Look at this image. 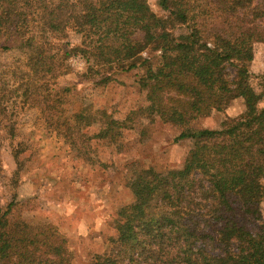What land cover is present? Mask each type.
<instances>
[{
  "label": "trees",
  "instance_id": "obj_1",
  "mask_svg": "<svg viewBox=\"0 0 264 264\" xmlns=\"http://www.w3.org/2000/svg\"><path fill=\"white\" fill-rule=\"evenodd\" d=\"M155 2L161 13L148 0H0V54L9 58L0 66V140H9L14 162L0 205V264H74L56 224L23 216L17 188L29 156L17 139V109L33 111L30 124L86 160L79 142L86 151L83 141L96 140L129 152L131 116L145 110L182 127L175 140H191L180 166L131 165L133 199L112 218L109 251L89 264H264V72L255 82L250 73L255 44L264 46V0ZM72 55L84 60L78 77L93 87L136 74L148 105L122 119L75 95L63 82ZM235 103L241 110L230 115ZM213 113L224 116L220 128L183 129L190 117Z\"/></svg>",
  "mask_w": 264,
  "mask_h": 264
},
{
  "label": "rangeland",
  "instance_id": "obj_2",
  "mask_svg": "<svg viewBox=\"0 0 264 264\" xmlns=\"http://www.w3.org/2000/svg\"><path fill=\"white\" fill-rule=\"evenodd\" d=\"M148 1L154 11L161 13L155 0ZM70 40L74 43L78 36L71 33ZM158 54L150 55L154 63ZM79 57L72 55L68 58L72 74L63 80L64 84L75 85V95H86L95 107L106 108L114 117L122 119L130 110L143 109L148 105L144 91L136 85V74H116L115 80L108 85L93 87L78 77L86 67L83 59L84 64L78 63ZM8 60L0 54V66ZM229 71L232 72L231 67ZM262 72L264 46L256 43L254 60L250 65L254 82V77ZM0 104L4 105L3 99H0ZM241 107L235 103L229 110L230 115L239 113ZM17 111V139L26 141V156H29L27 168L21 173L22 181L17 188L18 198L25 199L23 216L30 222L56 224L69 238L74 264H89L94 253L104 254L109 251L108 238L114 235L112 218L117 217L121 207L133 199L125 186L131 165L154 166L158 169L177 167L182 164L191 146L189 139L174 138L182 127L162 123L145 110L131 116V130L127 131L124 139L128 141L127 146L130 145L129 152H118L117 148L112 150L105 143L97 144L96 140L83 141L89 149L86 151L83 150L84 144L79 142L82 152L90 156L86 160V156H80L63 138L47 135L40 128L41 123L30 124L27 119L35 116L31 114L33 111ZM223 117L218 113L200 118L190 117L183 129H217ZM85 131L90 134L96 129ZM233 136L216 134V140L228 141ZM96 154L105 159L104 166L96 162ZM13 168L9 140H0V205L9 198L6 179ZM260 213L261 221H264V197Z\"/></svg>",
  "mask_w": 264,
  "mask_h": 264
},
{
  "label": "built area",
  "instance_id": "obj_3",
  "mask_svg": "<svg viewBox=\"0 0 264 264\" xmlns=\"http://www.w3.org/2000/svg\"><path fill=\"white\" fill-rule=\"evenodd\" d=\"M78 59H79L78 63L81 62L82 64H84V63L82 62V58H81V57H79Z\"/></svg>",
  "mask_w": 264,
  "mask_h": 264
}]
</instances>
